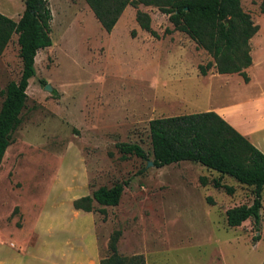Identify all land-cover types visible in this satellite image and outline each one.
Segmentation results:
<instances>
[{
    "label": "rangeland",
    "instance_id": "rangeland-1",
    "mask_svg": "<svg viewBox=\"0 0 264 264\" xmlns=\"http://www.w3.org/2000/svg\"><path fill=\"white\" fill-rule=\"evenodd\" d=\"M46 1L51 44L36 52L20 123L0 159V264H99L113 230L117 252L140 254L144 264H264V185L259 223L231 227L224 212L250 204L251 186L195 162L146 165L115 146L136 143L150 159L151 118L264 99V0H240L257 25L246 82L212 68L201 75L197 66L210 56L155 6L126 5L107 33L84 0ZM22 9L23 0H0L8 17ZM136 10L155 36L138 26ZM17 49L13 34L0 53V90L20 74ZM230 119L264 153V127L254 133L234 111ZM218 177L230 193L213 187ZM116 182V205L72 206Z\"/></svg>",
    "mask_w": 264,
    "mask_h": 264
},
{
    "label": "trees",
    "instance_id": "trees-1",
    "mask_svg": "<svg viewBox=\"0 0 264 264\" xmlns=\"http://www.w3.org/2000/svg\"><path fill=\"white\" fill-rule=\"evenodd\" d=\"M105 32H110L126 5L155 6L167 16L173 30L185 33L197 47L205 50L211 60L198 65L204 75L208 69L218 74L237 73L246 82L244 68L250 65L249 39L257 30L240 0H84ZM50 10L46 0H23V9L17 19L0 12V53L13 34L16 35L20 74L9 80L0 90V159L10 143V136L20 123V112L26 101L28 79L34 75V58L39 49L51 44ZM138 26L151 35L150 18L142 11H135ZM151 158L136 143L117 142L122 155H134L160 167L178 161H190L206 169L233 178L242 185L252 187L250 204L227 208L224 212L228 226L240 225L246 219L259 223L261 190L264 185V153L254 146L225 119L213 110L159 116L148 121ZM200 182L203 184L204 179ZM213 187L221 184L219 177L212 179ZM123 190L121 182L111 186L101 185L72 200L75 209L90 211L92 203L114 206ZM256 231L258 227L255 228ZM119 230H113L107 240V254L99 264H144L142 255L124 256L117 252Z\"/></svg>",
    "mask_w": 264,
    "mask_h": 264
},
{
    "label": "crops",
    "instance_id": "crops-1",
    "mask_svg": "<svg viewBox=\"0 0 264 264\" xmlns=\"http://www.w3.org/2000/svg\"><path fill=\"white\" fill-rule=\"evenodd\" d=\"M253 100L254 101H252L250 108L245 103H240V104L229 105L228 107L223 105L221 107L214 108L213 111H215L223 119H225L238 132H240L242 135L247 137V135H249V134L248 133L245 134V132L240 131L235 126V124L231 121L230 117H231L233 111L240 114L250 124L254 125V128H255L254 133H259L260 132L259 128L264 127V99L255 98ZM261 136H262V138L260 140H257V142L260 141L258 143L261 145V147H262L261 149L264 151V134H261Z\"/></svg>",
    "mask_w": 264,
    "mask_h": 264
},
{
    "label": "water",
    "instance_id": "water-1",
    "mask_svg": "<svg viewBox=\"0 0 264 264\" xmlns=\"http://www.w3.org/2000/svg\"><path fill=\"white\" fill-rule=\"evenodd\" d=\"M44 89H46V90H50V86H49V84H45V85H44ZM151 164H152V163H151V161H149V160L146 162V165H151Z\"/></svg>",
    "mask_w": 264,
    "mask_h": 264
}]
</instances>
